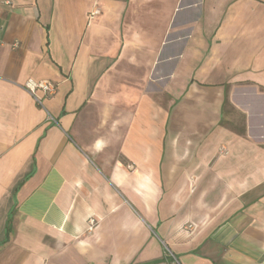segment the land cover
Instances as JSON below:
<instances>
[{
  "label": "crops",
  "instance_id": "obj_1",
  "mask_svg": "<svg viewBox=\"0 0 264 264\" xmlns=\"http://www.w3.org/2000/svg\"><path fill=\"white\" fill-rule=\"evenodd\" d=\"M0 264H264V0H0Z\"/></svg>",
  "mask_w": 264,
  "mask_h": 264
},
{
  "label": "built area",
  "instance_id": "obj_2",
  "mask_svg": "<svg viewBox=\"0 0 264 264\" xmlns=\"http://www.w3.org/2000/svg\"><path fill=\"white\" fill-rule=\"evenodd\" d=\"M95 13L91 14V17H93ZM25 89L32 95V97L35 98L36 102L39 106L43 107V97H39L37 95V92H41L44 97H48L50 95H53L57 89L56 85L52 82H46V81H27V84L25 85ZM134 166H130V169H133ZM91 225V229L94 227L95 222L93 220L89 221Z\"/></svg>",
  "mask_w": 264,
  "mask_h": 264
}]
</instances>
